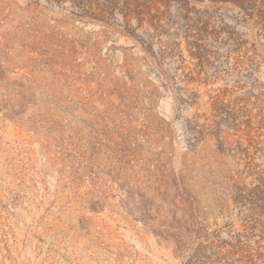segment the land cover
<instances>
[{
	"label": "rangeland",
	"instance_id": "374dc122",
	"mask_svg": "<svg viewBox=\"0 0 264 264\" xmlns=\"http://www.w3.org/2000/svg\"><path fill=\"white\" fill-rule=\"evenodd\" d=\"M0 264H264V0H0Z\"/></svg>",
	"mask_w": 264,
	"mask_h": 264
}]
</instances>
